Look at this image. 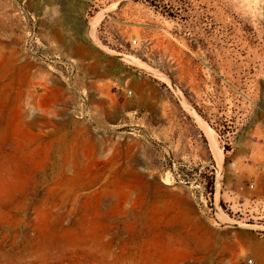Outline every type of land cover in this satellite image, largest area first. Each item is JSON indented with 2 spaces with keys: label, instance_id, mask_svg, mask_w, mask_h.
I'll use <instances>...</instances> for the list:
<instances>
[{
  "label": "rangeland",
  "instance_id": "374dc122",
  "mask_svg": "<svg viewBox=\"0 0 264 264\" xmlns=\"http://www.w3.org/2000/svg\"><path fill=\"white\" fill-rule=\"evenodd\" d=\"M253 197L264 0H0V264H264Z\"/></svg>",
  "mask_w": 264,
  "mask_h": 264
},
{
  "label": "bare ground",
  "instance_id": "6f19581e",
  "mask_svg": "<svg viewBox=\"0 0 264 264\" xmlns=\"http://www.w3.org/2000/svg\"><path fill=\"white\" fill-rule=\"evenodd\" d=\"M95 26V21L92 20L91 21V24L89 26V31L92 32L93 31V28ZM126 59L134 64H140L141 61L137 58H132V57H126ZM185 105V104H184ZM188 109V108H187ZM189 111L196 115L197 118H198V121H199V124L201 125V127L205 130V133L208 137V140H209V144H210V147L214 153V156L216 157L217 159V166H216V169H217V176L216 178H220L221 177V174H222V169H221V160H222V151L221 149L217 146V140L215 139L216 135H214L211 130L208 129L206 123L193 111L192 108L189 109ZM213 131V130H212ZM217 142V143H216ZM217 181V179H216ZM218 183V182H217ZM222 216V215H221ZM220 217V216H219ZM224 221H226L227 224H230V225H234L236 224L237 222L233 221L231 218L229 219H226L224 216L221 217ZM225 223V222H224ZM239 223V222H238ZM250 226H255V225H250ZM257 227H261L260 225H258Z\"/></svg>",
  "mask_w": 264,
  "mask_h": 264
},
{
  "label": "built area",
  "instance_id": "2783aa9c",
  "mask_svg": "<svg viewBox=\"0 0 264 264\" xmlns=\"http://www.w3.org/2000/svg\"><path fill=\"white\" fill-rule=\"evenodd\" d=\"M137 44V39L133 38L130 40V45L135 46ZM247 188H253V183H250ZM245 211L249 213V219L252 217L258 218L255 220L264 219V201L261 199H257L255 197L251 198L250 203L245 207ZM255 214V215H254ZM254 220V219H253ZM249 264H252V260H248Z\"/></svg>",
  "mask_w": 264,
  "mask_h": 264
}]
</instances>
